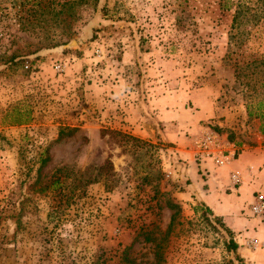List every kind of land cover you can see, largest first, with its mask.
Wrapping results in <instances>:
<instances>
[{"label":"rangeland","instance_id":"1","mask_svg":"<svg viewBox=\"0 0 264 264\" xmlns=\"http://www.w3.org/2000/svg\"><path fill=\"white\" fill-rule=\"evenodd\" d=\"M201 126L264 147V0H0V264H264L171 195Z\"/></svg>","mask_w":264,"mask_h":264},{"label":"crops","instance_id":"2","mask_svg":"<svg viewBox=\"0 0 264 264\" xmlns=\"http://www.w3.org/2000/svg\"><path fill=\"white\" fill-rule=\"evenodd\" d=\"M160 114L156 116L162 120ZM211 114L208 106L203 107L202 111H196L192 117L195 126H192L199 128V119H208ZM134 120L137 121L136 118ZM234 149V159L220 168L212 167L208 160L195 163L192 155L186 157L184 162H179L171 173L173 182L170 183L178 185V189L171 195L181 205L190 202L202 206L211 217L219 219L236 236L243 232L264 243V224L251 218L247 211L252 193L264 191V147L256 142L248 145L242 143ZM178 156L182 159L185 157L180 154ZM233 171L240 174L237 186H232L229 181Z\"/></svg>","mask_w":264,"mask_h":264},{"label":"built area","instance_id":"3","mask_svg":"<svg viewBox=\"0 0 264 264\" xmlns=\"http://www.w3.org/2000/svg\"><path fill=\"white\" fill-rule=\"evenodd\" d=\"M53 67L58 73L64 71V65L61 63H56ZM193 157L196 163L208 160L214 168H220L234 159L235 149L227 142L226 137L217 135L208 127L203 126L193 141ZM229 181L232 186H237L240 183V174L237 171L231 172ZM247 211L249 215L264 223V191L259 190L252 193ZM253 243L255 244L256 241L251 239L248 245Z\"/></svg>","mask_w":264,"mask_h":264},{"label":"trees","instance_id":"4","mask_svg":"<svg viewBox=\"0 0 264 264\" xmlns=\"http://www.w3.org/2000/svg\"><path fill=\"white\" fill-rule=\"evenodd\" d=\"M14 54H11L8 58V61L11 62L14 59ZM114 135L119 136L120 138H129V139H133L132 137L126 135V134H122L120 132H114ZM99 171L104 170L105 173H108V169H109V162H105V164H102L98 167ZM206 210V209H203ZM207 211V210H206ZM172 218V215H171ZM169 226L167 229V232L165 233V235L157 242L155 240V238L153 239L151 236L146 235V237L144 238V241H151L152 242V254H153V262L149 263V264H162V253H161V247L160 245H162V241L167 237L169 230L172 226L171 223V219L169 222ZM164 238V239H163ZM135 242V241H134ZM133 245V244H132ZM132 245L127 246L126 248L123 249L122 251V255L120 257L121 263L122 264H139V263H135V259L131 258L128 256V251L131 249ZM236 244L232 241L229 240L227 246L229 250H235V246Z\"/></svg>","mask_w":264,"mask_h":264},{"label":"water","instance_id":"5","mask_svg":"<svg viewBox=\"0 0 264 264\" xmlns=\"http://www.w3.org/2000/svg\"><path fill=\"white\" fill-rule=\"evenodd\" d=\"M74 47H75V42L70 41L69 43H67L65 45H60L58 47L44 48L40 51V53H46V52L60 53L65 49L74 48Z\"/></svg>","mask_w":264,"mask_h":264}]
</instances>
